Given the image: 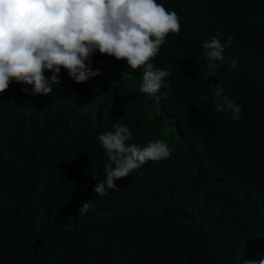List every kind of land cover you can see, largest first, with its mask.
I'll list each match as a JSON object with an SVG mask.
<instances>
[{"label":"trees","instance_id":"trees-1","mask_svg":"<svg viewBox=\"0 0 264 264\" xmlns=\"http://www.w3.org/2000/svg\"><path fill=\"white\" fill-rule=\"evenodd\" d=\"M157 2L181 24L153 61L171 72L159 100L139 91L140 71L99 53L92 67L100 75L88 81L62 70L50 96L26 95L16 83L0 94V264H240L264 256V0ZM212 36L225 45L224 61L208 76L202 44ZM217 85L242 106L237 121L213 106ZM114 124L130 129L126 143L162 140L170 156L98 196L108 163L98 138Z\"/></svg>","mask_w":264,"mask_h":264},{"label":"clouds","instance_id":"clouds-1","mask_svg":"<svg viewBox=\"0 0 264 264\" xmlns=\"http://www.w3.org/2000/svg\"><path fill=\"white\" fill-rule=\"evenodd\" d=\"M180 32L179 15L157 0H0V94L16 83L26 86L21 88L26 95L50 96L53 85L62 84V70L77 84L88 81L100 75L92 67V57L99 53L126 61V69L140 71L139 91L159 100L160 89L171 88L165 83L171 72L157 68L153 61L167 37ZM224 47L217 36L203 42V56L210 61L208 76L215 74V62L224 61ZM236 66L233 59L231 67ZM223 93L217 85L211 93L213 106L235 122L242 106ZM98 139L108 158L106 179L94 188L98 196L116 190L115 180L128 177L149 161L170 156L162 140L146 146L126 143L132 139L126 125L114 124L113 130ZM93 206L92 200L83 203L78 215ZM240 264H264V256Z\"/></svg>","mask_w":264,"mask_h":264}]
</instances>
